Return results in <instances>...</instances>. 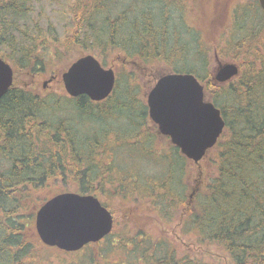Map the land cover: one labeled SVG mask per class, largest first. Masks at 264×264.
<instances>
[{
	"label": "trees",
	"instance_id": "1",
	"mask_svg": "<svg viewBox=\"0 0 264 264\" xmlns=\"http://www.w3.org/2000/svg\"><path fill=\"white\" fill-rule=\"evenodd\" d=\"M31 1L0 0V56L17 67L13 87L0 99V264H59L50 260L54 253L62 261V255L72 254L45 246L34 229L37 210L69 191L99 199L106 194L126 204L141 200L157 217L163 211L181 212L184 232L199 246L220 250L232 264H264V12L258 0H239L230 8L223 33L213 46L203 43V28L197 21L208 15L206 10L211 17L220 13L215 12L214 0H130L116 15V3L123 5L122 0H69L73 29L61 40L50 29L44 33L36 26L34 31L27 24L21 29L20 22L32 10ZM175 6L179 23L166 12ZM177 30L187 31L190 40L178 37ZM90 46L99 48L101 55L123 52L147 66L162 63L174 73L193 74L221 110L226 130L212 149L216 172L208 178L205 191L195 189L194 206L191 198L187 204L176 186L187 158L172 143L166 150L171 160L165 159L168 171L159 189L153 184L157 178L139 175L129 184L126 176L112 170L115 163L108 157L112 149L141 147L152 152L158 138L145 124L147 108L134 99L135 86L124 87L130 104L120 105L141 111V116L137 121L130 118V126L138 130L124 142L109 122L116 119L113 107L120 106L118 78L113 94L102 102L86 96L43 95L18 83L20 73L42 74L61 49ZM225 56L240 73L227 83L215 84L211 57ZM191 58L195 61L189 64ZM85 117H95L107 128L88 137L80 124ZM113 133L114 141L108 140ZM111 143L119 145L113 148ZM113 233L88 246L98 248ZM161 238L126 227L107 248H100L97 263L91 261L109 264V251L117 250L123 256L120 264L130 258L142 264H209L182 255L176 245Z\"/></svg>",
	"mask_w": 264,
	"mask_h": 264
},
{
	"label": "rangeland",
	"instance_id": "2",
	"mask_svg": "<svg viewBox=\"0 0 264 264\" xmlns=\"http://www.w3.org/2000/svg\"><path fill=\"white\" fill-rule=\"evenodd\" d=\"M130 0H122V4L120 5L118 2L116 3L117 10L114 15L123 12L126 9V5ZM215 4L217 3V9L214 16L211 17V12L206 10L208 15L203 16L200 20L197 21L199 25L203 28V40L204 44L213 46V43H216L220 38L221 33H223V28L226 22L229 19L230 8L235 5V3L240 2L239 0H214ZM161 4V2H160ZM169 4V3H167ZM125 5V7H124ZM31 7V12L25 17L24 21H21V29L23 30L25 25H30L31 30H37L36 26L42 32H46L48 29L52 31V35L56 36L58 39H64L68 36L69 33L72 32L73 29V21L68 13L69 0H32L29 4ZM149 7V5H148ZM170 7L166 8L169 10ZM171 16L172 22H181L179 13L177 14L178 9L175 7L172 8V12L166 11ZM196 14L194 11H192ZM214 13V12H213ZM196 15H193V17ZM194 17V18H195ZM196 23V22H195ZM205 24V25H204ZM178 28V26H177ZM185 29V28H184ZM186 30V29H185ZM177 30L179 36L184 38V40H190V34L185 31ZM183 36H182V35ZM191 42V41H190ZM85 47V46H84ZM91 47V46H90ZM191 49L192 46H189ZM85 49V50H84ZM193 49V48H192ZM7 51L6 53H8ZM61 55H59L55 60L49 62L46 65L42 74H38L35 76L34 74H26L20 73L18 74V83L21 85H29L33 87L34 91L39 92L43 95H54L57 97L68 96L64 85L62 82L61 75L68 69V67L76 61L78 58L85 55H93L95 56L101 63L103 60L106 62L103 66L107 69H113L116 73L117 78L119 79L121 90L116 97V102L118 105L120 104H130V100L127 99L124 87L127 85H131L132 87H136V95L137 98H134L136 101L140 100L141 104H143L147 108V118H145V124L147 123L148 130L153 132V134L158 135V138L155 139L151 148L152 152L141 151V147H135L130 150L124 148L120 149H112L111 154L108 155L110 160L113 159L115 166H112V170L116 175H123L128 178L129 184L137 181L139 175L149 176L151 178H157L155 186L159 189L162 186V179L165 176V173L168 171L166 169L167 161L171 160V155L167 154L172 144L170 139L162 136L158 130V127L151 121L148 113L147 106V97L149 92L155 86L157 81L164 75L172 73V70L168 65H164L162 63L151 64L147 66L144 62L138 60V58H134L130 60L125 57L123 52H114L113 50L109 51L106 55H101V51L99 48H81V50L71 49L69 51L65 49H61ZM101 55V56H100ZM224 56V55H223ZM222 56V57H223ZM3 58V57H2ZM8 62L12 65L14 72L17 70L16 65L10 59H7ZM129 61L126 63V61ZM189 64L194 63L195 60L188 59ZM210 72L213 78L215 77L217 71L227 65L232 64L230 58L225 56L221 57H211L210 62ZM235 64V63H233ZM55 76V79L52 77ZM130 77V79L128 78ZM52 79V80H51ZM215 84H218L214 81ZM124 92V93H123ZM207 100H210L206 96ZM113 111L116 114V119L110 120V124L117 128L116 136L119 141H129L130 136H132L138 129H135L132 124L130 118L133 121H137L140 119L141 111L134 110L128 106L123 108L115 105L113 107ZM82 124L81 128L85 133L88 134V137H93L94 133H101L107 126L102 125L100 121H97V118L85 117L81 119ZM108 140L114 141V133L108 137ZM221 140V139H220ZM113 148H116L119 144L111 143ZM127 145V144H126ZM123 145V146H126ZM163 154H165L163 156ZM216 152L212 150L207 154V156L199 163L195 164L191 160L187 159L185 172L182 176L181 181L176 186L179 188V191L183 194L184 198L187 200V204L189 199H194V195L196 194V188L199 190L205 191L207 187L208 178L211 175H214L216 172L215 166V157ZM113 156V157H112ZM178 161L181 162L179 159ZM178 163V162H177ZM169 165V163H168ZM121 169V170H120ZM179 173L176 172V176ZM142 178V177H141ZM151 180V179H150ZM149 179H145V182H148ZM151 184V183H148ZM72 192V191H69ZM74 192V191H73ZM77 193V192H74ZM100 201L106 207L109 205L110 211L113 213L115 217V227L113 236L111 239L105 240L103 243H100L99 247L94 248L93 246H86L79 252L72 253L68 256H63L65 260L59 257L57 259V253H54L50 260L56 263L62 262H71L72 264H87L94 262H98L100 259V248H107L110 245V242L117 239L118 235L128 227L129 230L137 231L140 233H148L152 237H162L161 239L168 241L170 244H174L181 251L182 255H188L191 258H203L209 264H232V261L229 255L222 253L220 250H216L215 248H208L206 246L201 247L196 244L194 238L189 237L188 233L184 232V223H183V215L181 212H177L176 214L167 215L165 211L160 215L161 217H157L152 211L148 208V204L142 202L141 200H135L131 203H121L119 198H114L107 196L106 194L100 195ZM194 206V200L192 202ZM36 214V213H35ZM35 221V215H34ZM35 227V226H34ZM35 229V228H34ZM36 232V229H35ZM37 234V232H36ZM162 240V241H163ZM134 253H130V256ZM110 260L106 259L109 264H120L122 262V253L120 254L117 250L109 251L108 256ZM92 260V261H91ZM126 264H142L141 261H134V258H130L126 261Z\"/></svg>",
	"mask_w": 264,
	"mask_h": 264
},
{
	"label": "water",
	"instance_id": "3",
	"mask_svg": "<svg viewBox=\"0 0 264 264\" xmlns=\"http://www.w3.org/2000/svg\"><path fill=\"white\" fill-rule=\"evenodd\" d=\"M264 12V0H258ZM240 73L236 64L221 67L214 81L224 84ZM12 65L0 56V99L13 87ZM116 74L93 55L74 61L62 74L69 97L86 96L93 102L107 100L116 87ZM148 113L161 135L170 138L181 154L199 164L226 130L221 110L206 99L205 86L189 73L162 76L147 97ZM114 216L99 198L74 192L60 193L36 212L35 229L51 248L75 253L101 242L114 230Z\"/></svg>",
	"mask_w": 264,
	"mask_h": 264
},
{
	"label": "flooded vegetation",
	"instance_id": "4",
	"mask_svg": "<svg viewBox=\"0 0 264 264\" xmlns=\"http://www.w3.org/2000/svg\"><path fill=\"white\" fill-rule=\"evenodd\" d=\"M258 2H259V1H258ZM115 74H116V73H115ZM36 75H38V73H36L35 76H36ZM61 77H62V75H61ZM52 78L55 79V76L52 77ZM51 80H52V79H51ZM116 80H117V76H116ZM116 82H117V81H116Z\"/></svg>",
	"mask_w": 264,
	"mask_h": 264
}]
</instances>
